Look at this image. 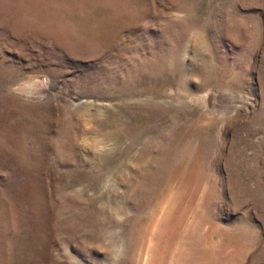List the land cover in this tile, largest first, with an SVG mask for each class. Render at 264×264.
<instances>
[{"label": "rangeland", "instance_id": "rangeland-1", "mask_svg": "<svg viewBox=\"0 0 264 264\" xmlns=\"http://www.w3.org/2000/svg\"><path fill=\"white\" fill-rule=\"evenodd\" d=\"M0 264H264V0H0Z\"/></svg>", "mask_w": 264, "mask_h": 264}]
</instances>
